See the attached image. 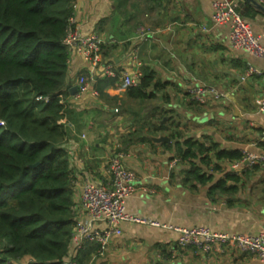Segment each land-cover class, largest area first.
I'll return each instance as SVG.
<instances>
[{
  "label": "crops",
  "instance_id": "obj_1",
  "mask_svg": "<svg viewBox=\"0 0 264 264\" xmlns=\"http://www.w3.org/2000/svg\"><path fill=\"white\" fill-rule=\"evenodd\" d=\"M215 1L161 0L148 12L143 0H130L123 7L119 0H75L72 30L82 35L96 33L104 46L95 65L73 50L70 53L68 84L75 87L79 77L85 76L90 86L85 93L78 88L65 101L64 147L76 178L75 199L85 183L106 184V162L120 157L136 176L127 202L129 214L182 228L208 227L215 232L252 235L264 231V164L234 170L231 163L223 162L213 182L201 185L186 179L189 163L177 159L171 165L176 153L165 145L169 143L152 140L167 134L151 136L152 143H126L130 106L141 104L127 95L121 77L125 72L142 76L148 70L157 81L169 84L157 92L155 106L160 111L173 110L174 123L185 128V135L208 145L218 144L221 149L264 154V114L256 103L264 76L246 74L249 67L263 69L264 61L232 47L229 26L212 22ZM230 1L237 4L264 47V13L248 0ZM254 1L264 7V0ZM117 76L120 84L105 89L106 97H101L96 80ZM192 86L213 89L222 97L211 98L203 111L188 109ZM139 116L134 114L133 123ZM228 173L239 176L238 192L211 194L212 184ZM81 219L86 222L87 216ZM106 228V224L94 225L99 231ZM120 229L121 235L111 238L104 254L92 253L85 263L264 264L230 245L209 251L182 247L179 233L163 226L123 222ZM74 246L72 241V259L83 250Z\"/></svg>",
  "mask_w": 264,
  "mask_h": 264
},
{
  "label": "trees",
  "instance_id": "obj_2",
  "mask_svg": "<svg viewBox=\"0 0 264 264\" xmlns=\"http://www.w3.org/2000/svg\"><path fill=\"white\" fill-rule=\"evenodd\" d=\"M129 1L119 0L118 5ZM160 1L143 0L145 10L154 11ZM74 5L75 0H0V121L6 123L0 127V264H64L71 258L76 178L64 147V110L71 89L66 38ZM119 84V76L103 78L95 88L104 97L105 89ZM168 85L145 70L127 95L145 104ZM187 108L204 109L194 101ZM174 114L162 110L146 117L128 134L127 145L152 143L151 136L167 134L171 143L165 145L174 149L179 162L190 164L186 179L201 185L213 182L221 163L243 158L240 150L185 135V128L167 123L174 122ZM239 180L228 173L210 192L234 195ZM98 247L86 243L74 260L86 264Z\"/></svg>",
  "mask_w": 264,
  "mask_h": 264
},
{
  "label": "built area",
  "instance_id": "obj_3",
  "mask_svg": "<svg viewBox=\"0 0 264 264\" xmlns=\"http://www.w3.org/2000/svg\"><path fill=\"white\" fill-rule=\"evenodd\" d=\"M212 22L216 26L228 25L230 39L235 50L246 52L255 58L264 61V47L260 40L253 34L242 14L237 9V4L230 0H217L213 3ZM73 17L69 20L68 36L66 44L70 51L80 54L85 60L95 65L101 54L103 40L98 34L82 35L72 30ZM247 76H264V68L249 67ZM141 75H131L125 72L121 79L126 88L137 87ZM79 92L85 93L90 89L88 79L80 76L77 81ZM191 101L206 106L210 99H221L222 95L207 87L192 86L189 90ZM259 112L264 114V87L256 98ZM6 123L0 121V127ZM177 158L171 162L177 164ZM264 164V154L245 152L240 161L232 162V169L241 167L252 168ZM108 182L106 184L85 183L82 185L81 194L74 199V211L77 215V223L74 228L72 241L76 250L84 248L86 242L98 244L96 255H102L108 249L111 238L121 235L120 225L123 222L149 224L163 226L177 231L180 235L179 245L182 247L193 246L203 251H209L215 246L230 245L238 252L250 254L264 263V231L257 235L249 233L232 234L227 232H215L208 227L182 228L178 226L162 225L160 222L133 216L127 211V202L132 196L136 183L135 174L130 171L120 157L112 158L105 164ZM76 186V181H75ZM74 186V190H75ZM82 216H87V221L82 222ZM106 224L103 231L94 229V225ZM64 264H79L74 259H67Z\"/></svg>",
  "mask_w": 264,
  "mask_h": 264
},
{
  "label": "rangeland",
  "instance_id": "obj_4",
  "mask_svg": "<svg viewBox=\"0 0 264 264\" xmlns=\"http://www.w3.org/2000/svg\"><path fill=\"white\" fill-rule=\"evenodd\" d=\"M159 98L155 99V100H151V101H148L146 102L145 104H141V105H138V104H133L130 106V115L127 116L126 118V121H127V125H128V130L131 132V131H134V129L137 127H140V126H136L135 124H139V125H142L143 124V121L144 119L149 116V115H152V114H156L157 112H159L161 109L157 108L155 106V104H157V101H158ZM136 105H138L136 107ZM186 105V104H185ZM135 111V112H134ZM124 112L126 113L127 110H124ZM123 111H121V113H124ZM116 113H118V111L116 110ZM119 113V114H121ZM139 113L140 116L138 117L139 118V121H134L133 123V120H135L134 118V114H137ZM145 116V117H143ZM170 116V115H168ZM177 118V117H176ZM170 120V119H169ZM167 122V119L164 120V124L169 123V124H173L174 122H176V120L173 121H169Z\"/></svg>",
  "mask_w": 264,
  "mask_h": 264
},
{
  "label": "water",
  "instance_id": "obj_5",
  "mask_svg": "<svg viewBox=\"0 0 264 264\" xmlns=\"http://www.w3.org/2000/svg\"><path fill=\"white\" fill-rule=\"evenodd\" d=\"M248 2L252 3L256 10L264 13V7L261 4L257 3L254 0H248ZM77 91H78V87L77 86L72 87L70 89V93L72 95H75L77 93ZM152 140L155 143H169V144L171 143V139L168 136L155 137V138H152Z\"/></svg>",
  "mask_w": 264,
  "mask_h": 264
}]
</instances>
